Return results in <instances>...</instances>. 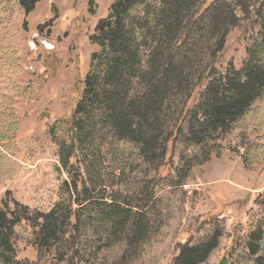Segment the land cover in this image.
I'll list each match as a JSON object with an SVG mask.
<instances>
[{
  "label": "rangeland",
  "instance_id": "rangeland-1",
  "mask_svg": "<svg viewBox=\"0 0 264 264\" xmlns=\"http://www.w3.org/2000/svg\"><path fill=\"white\" fill-rule=\"evenodd\" d=\"M111 1L41 0L28 16L15 4H0V155L13 162L14 172L10 176L2 169L0 198L10 191L32 210L49 211L61 199L63 182H71L62 160L74 150L80 174L96 196L109 200L151 192L141 241L129 247L117 237L109 241L100 237L99 242L95 231L101 223L96 222L82 238L88 252L85 264H169L179 243L197 244L214 234H219L217 246L201 264H219L222 258L227 264L247 263L248 236L264 202V139H260L264 97L252 105L254 121L245 132L233 128L222 136L225 151L211 155L201 168L192 165L190 178L180 184L176 170L192 160L197 150L185 134L174 145L169 142L167 163L160 167L152 153L145 158L140 145L119 139L99 107L82 117V129L73 140L62 127L83 89L94 50L90 36ZM211 1L206 0L205 6ZM52 6L56 14L51 13ZM235 13L238 21L225 31L222 49L217 47L223 32L211 33L200 43L205 48L192 46L194 59L185 58L196 67L185 91L175 89L172 103L164 107L160 133L153 134L159 133L155 140L159 150L190 90L194 96L188 106L198 98L197 74L205 63L212 62L221 74L229 68L239 70L247 49L260 38L264 0H250L248 14L237 9ZM246 149L249 158L243 162L240 154ZM88 216L84 209L82 220L88 222ZM15 233L16 259L44 264L36 261L30 227L22 223Z\"/></svg>",
  "mask_w": 264,
  "mask_h": 264
},
{
  "label": "trees",
  "instance_id": "trees-1",
  "mask_svg": "<svg viewBox=\"0 0 264 264\" xmlns=\"http://www.w3.org/2000/svg\"><path fill=\"white\" fill-rule=\"evenodd\" d=\"M40 1L0 0V4H15L28 16ZM205 1H111L106 16L97 21L90 36L94 50L89 56L83 89L70 118L62 123L69 139L73 140L82 129V117L96 106L103 109L119 139L134 141L145 158L152 153L161 167L167 163L169 142L174 145L177 137L185 134V140L196 145L197 150L192 160L177 168L176 180L180 184L190 178L192 165L201 168L211 155L220 156L225 151L220 143L222 136L233 128L245 132L254 121L252 105L264 97V18L260 38L247 49L241 69L229 68L221 74L212 62L205 63L197 74L196 88L201 89L198 98L189 107L194 96L190 90L172 130L165 136L166 144L160 150L156 147L165 105L172 103L175 89L185 91L194 73V62L187 60L188 66L184 61L194 59L192 46L205 48L200 44L205 36L222 31L217 47L222 49L225 31L238 21L235 9L248 14L250 8V0H212L206 6ZM253 114L256 116V111ZM156 131L158 135H153ZM73 153L69 150L65 156L61 154L71 182H63L61 199L49 211L32 210L13 198L10 191L0 198L1 264H29L16 259L15 228L22 223L31 229L36 261H46L44 264H85L88 252L82 238L96 222L101 223L95 231L99 242L100 237L105 241L117 237L118 242L129 247L141 241L148 225L146 212L151 192L109 200L96 196L85 184ZM247 153L248 149L240 154L243 162L249 158ZM2 169L10 176L14 173L13 162L4 155H0V180L5 173ZM84 209L88 210V222L81 218ZM95 217L99 219L93 220ZM218 236L214 234L193 245L190 241L179 243L169 264H201L217 246ZM246 249L245 264H264V202Z\"/></svg>",
  "mask_w": 264,
  "mask_h": 264
},
{
  "label": "water",
  "instance_id": "water-1",
  "mask_svg": "<svg viewBox=\"0 0 264 264\" xmlns=\"http://www.w3.org/2000/svg\"><path fill=\"white\" fill-rule=\"evenodd\" d=\"M51 13L56 14V9L53 6L51 7ZM219 264H227L226 258H222Z\"/></svg>",
  "mask_w": 264,
  "mask_h": 264
}]
</instances>
